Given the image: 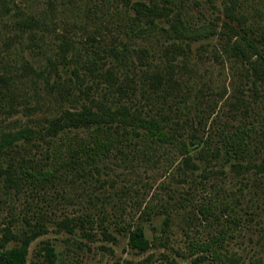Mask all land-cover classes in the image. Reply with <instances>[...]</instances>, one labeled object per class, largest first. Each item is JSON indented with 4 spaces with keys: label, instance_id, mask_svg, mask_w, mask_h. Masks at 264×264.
<instances>
[{
    "label": "rangeland",
    "instance_id": "rangeland-1",
    "mask_svg": "<svg viewBox=\"0 0 264 264\" xmlns=\"http://www.w3.org/2000/svg\"><path fill=\"white\" fill-rule=\"evenodd\" d=\"M175 11L189 38L172 14L148 25L125 0H0V234L40 227L26 264H264V79L224 27L258 37L264 0H186ZM123 105L158 121L168 142L118 132L91 161L87 129H51L65 110ZM242 130L243 151L228 153ZM6 134L17 140L2 147ZM193 135L189 164L180 144ZM29 168L50 175L33 181ZM135 227L145 252L128 245ZM222 232L217 259L193 254Z\"/></svg>",
    "mask_w": 264,
    "mask_h": 264
},
{
    "label": "trees",
    "instance_id": "trees-1",
    "mask_svg": "<svg viewBox=\"0 0 264 264\" xmlns=\"http://www.w3.org/2000/svg\"><path fill=\"white\" fill-rule=\"evenodd\" d=\"M130 3L132 9L135 11L136 16L146 22L148 25H154L155 20L165 17L168 18L172 14L171 28L178 35L189 38L192 32L185 24L182 23L180 14L174 10L184 4L186 0H159V3H155L153 0H148L151 3L146 4L145 0H125ZM133 1V3H131ZM226 28V35L230 38L237 37L238 41L232 45L233 50L238 53L241 58L249 61L252 57L255 60L251 63L253 74L258 78L264 79V47L259 46L260 43L264 42V30L261 31L256 37L255 32L252 29H245L243 26L235 28L234 26L224 23ZM210 30L208 33H212ZM201 33V34H206ZM198 38V32L196 37ZM264 46V45H263ZM133 112V111H132ZM131 110L126 106H118L116 110L102 107L97 111L90 107L83 106L79 110H65L53 123L51 129L54 132L60 131L63 128H74V129H87V140L83 146L82 158L85 160H99L109 155L112 147L116 146L118 142V132L130 133L138 129H141L147 134L148 137L152 138L159 143H167L168 137L164 132L162 126L158 121L153 118L143 117L140 112L132 113ZM246 133L242 130L236 132L227 138L225 142L227 152L239 153L243 151L245 144ZM17 140V137L11 135H5L1 142V146H9ZM200 146L198 137L193 135L188 139V142H181V154L185 158V162H191L190 151L197 149ZM68 152L74 150L72 147L65 148ZM80 156V154H79ZM86 162V161H85ZM31 180L40 182L45 179L46 176L50 175L48 172L37 173L33 169L29 168L24 172ZM202 218L207 220L213 213V204L210 202L204 206L198 208ZM125 227H118L119 230H123ZM71 231V229L69 228ZM41 229L32 227L29 232L23 235L20 239L10 229H4L0 234V264H26L27 249L29 243L41 234ZM128 245L131 249L137 252H145L150 248V241L145 237L143 229L141 227H135L128 229ZM225 232L214 235L206 242L197 244L194 247L193 254L198 253H209L216 257L219 253L216 250L215 245L222 240ZM94 235L90 234L89 240H93ZM12 240L17 242L16 245L11 247L8 243ZM40 251H42L46 258H52L53 250L48 246L44 245Z\"/></svg>",
    "mask_w": 264,
    "mask_h": 264
}]
</instances>
